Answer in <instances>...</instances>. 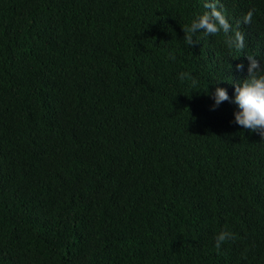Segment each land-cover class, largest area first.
<instances>
[{
  "label": "trees",
  "instance_id": "trees-1",
  "mask_svg": "<svg viewBox=\"0 0 264 264\" xmlns=\"http://www.w3.org/2000/svg\"><path fill=\"white\" fill-rule=\"evenodd\" d=\"M215 4L0 0V264H264V137L221 88L264 0Z\"/></svg>",
  "mask_w": 264,
  "mask_h": 264
},
{
  "label": "clouds",
  "instance_id": "clouds-1",
  "mask_svg": "<svg viewBox=\"0 0 264 264\" xmlns=\"http://www.w3.org/2000/svg\"><path fill=\"white\" fill-rule=\"evenodd\" d=\"M201 1L207 13L217 15L215 2L220 0ZM258 27L260 26L253 27L249 21L244 20L235 38L228 41L234 51L240 53L243 65L239 80H231L227 85L221 86L223 97L226 98L222 118L228 117V121H232L233 125H240L243 119L258 132L259 137H264V33ZM223 61L224 59H221L219 63L223 65ZM250 207L251 213H241V224L249 222V225H252L253 220L258 224L264 223V215H260V201L257 198L252 200Z\"/></svg>",
  "mask_w": 264,
  "mask_h": 264
}]
</instances>
